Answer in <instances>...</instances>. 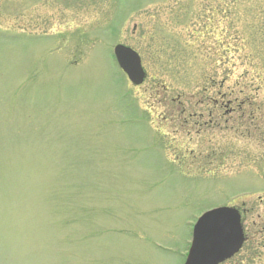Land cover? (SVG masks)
I'll return each instance as SVG.
<instances>
[{
	"label": "rangeland",
	"instance_id": "obj_1",
	"mask_svg": "<svg viewBox=\"0 0 264 264\" xmlns=\"http://www.w3.org/2000/svg\"><path fill=\"white\" fill-rule=\"evenodd\" d=\"M263 40L264 0H0V264H182L217 205L264 264Z\"/></svg>",
	"mask_w": 264,
	"mask_h": 264
},
{
	"label": "water",
	"instance_id": "obj_2",
	"mask_svg": "<svg viewBox=\"0 0 264 264\" xmlns=\"http://www.w3.org/2000/svg\"><path fill=\"white\" fill-rule=\"evenodd\" d=\"M119 67L129 80L142 83L145 72L133 49L118 44L113 49ZM244 241L240 214L232 207L204 212L193 226L192 239L184 264H219L233 256Z\"/></svg>",
	"mask_w": 264,
	"mask_h": 264
},
{
	"label": "flooded vegetation",
	"instance_id": "obj_3",
	"mask_svg": "<svg viewBox=\"0 0 264 264\" xmlns=\"http://www.w3.org/2000/svg\"><path fill=\"white\" fill-rule=\"evenodd\" d=\"M231 95H232V93L230 94V96ZM224 96L225 97H228V95H226L224 93V95L221 96L220 99H214L213 107H214V109H215L216 112H217V110L219 108H224V111H225L224 114H226L227 116H230L231 119H232L235 110L236 109L237 110L238 109H241L239 105H240V103H243V101H239L238 102L237 97L236 98L234 97V98L225 99ZM234 105H235V107H234ZM237 106H239V107H237ZM224 114H222V115H224ZM210 115H211V113H210ZM240 116H242V113H240ZM263 219H264V216H263ZM260 230L261 231H264V224L261 226V229Z\"/></svg>",
	"mask_w": 264,
	"mask_h": 264
},
{
	"label": "trees",
	"instance_id": "obj_4",
	"mask_svg": "<svg viewBox=\"0 0 264 264\" xmlns=\"http://www.w3.org/2000/svg\"><path fill=\"white\" fill-rule=\"evenodd\" d=\"M263 41H264V40H263ZM230 94H231V93H226V95H230ZM248 100H249V97L247 98V101H246V102H248ZM240 108L242 109L243 106H240ZM241 109H238V110L240 111ZM243 112H245V110H244V111L241 110V113H243ZM234 117H235V116H233L232 119H230V120L233 121V119H242L244 116H240V114H239L237 118H234Z\"/></svg>",
	"mask_w": 264,
	"mask_h": 264
}]
</instances>
